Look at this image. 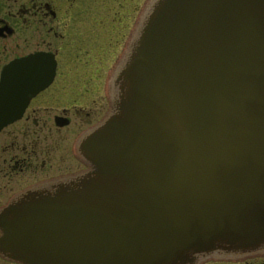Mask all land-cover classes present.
Listing matches in <instances>:
<instances>
[{
    "label": "water",
    "instance_id": "1",
    "mask_svg": "<svg viewBox=\"0 0 264 264\" xmlns=\"http://www.w3.org/2000/svg\"><path fill=\"white\" fill-rule=\"evenodd\" d=\"M114 69L82 172L0 208L22 264H197L264 251V0H153ZM3 72L0 126L54 60Z\"/></svg>",
    "mask_w": 264,
    "mask_h": 264
},
{
    "label": "flooded vegetation",
    "instance_id": "2",
    "mask_svg": "<svg viewBox=\"0 0 264 264\" xmlns=\"http://www.w3.org/2000/svg\"><path fill=\"white\" fill-rule=\"evenodd\" d=\"M97 1L0 0V79L6 71L33 79L35 76L28 72L30 64L23 59L35 53L43 52L55 63L51 80L41 89L29 92L20 115L0 126V208L17 197L48 192L56 181L87 168L79 152V141L83 133L101 120L103 114L75 137L73 146L79 166L73 170L68 162H62L64 170L55 173L54 150L50 140L53 139L54 124L60 127L70 121L69 107L59 108L56 104L66 93L63 87L65 80L71 76L72 70L75 74L80 69L77 66L86 52L81 45L86 40L83 20L100 11ZM133 33L134 30L130 37L127 35L121 56ZM95 51L91 52V62L84 59L89 67L86 70L90 74L88 79H93L99 71V48L93 54ZM91 89L86 92L94 90ZM110 98L109 91V101ZM56 108L61 110L57 112Z\"/></svg>",
    "mask_w": 264,
    "mask_h": 264
},
{
    "label": "rangeland",
    "instance_id": "3",
    "mask_svg": "<svg viewBox=\"0 0 264 264\" xmlns=\"http://www.w3.org/2000/svg\"><path fill=\"white\" fill-rule=\"evenodd\" d=\"M153 0H98L100 11L93 15L86 16L82 29H86V40L81 43L83 51H86L81 63L77 66L80 69L75 74H70L64 83L65 95L61 96L58 107H69L68 114L70 121L68 124L57 127L53 126V139L50 140L54 150L55 173L64 170L62 162H68L70 169L79 166V160L75 156L73 141L75 137L83 131L85 126L100 118L108 109V95L111 88V77L119 62L120 52L125 40L131 36L136 28L143 9L146 4H151ZM117 14V15H116ZM117 17V19H116ZM133 26L132 31L129 32ZM87 47V48H86ZM99 71L93 79H88L87 64L84 59L91 62V52L98 51ZM101 48V50H100ZM88 49V50H87ZM96 51L93 53L95 54ZM89 62V63H90ZM72 64L70 67H72ZM76 68V67H74ZM78 74V75H77ZM87 75V76H86ZM86 82H85V81ZM90 82V83H89ZM63 85V84H62ZM93 87V89H91ZM92 92H86L89 90ZM84 106V107H83ZM81 107L83 109L81 110ZM61 109H55L58 112ZM88 111V114L85 112ZM66 153V154H65ZM263 264L264 252L237 256L222 251L211 252L203 256L197 264ZM0 264H22L3 257L0 254Z\"/></svg>",
    "mask_w": 264,
    "mask_h": 264
}]
</instances>
